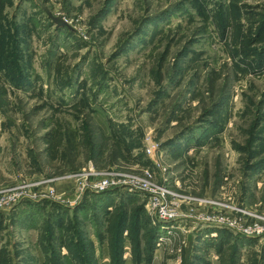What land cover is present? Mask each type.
I'll return each mask as SVG.
<instances>
[{
    "label": "rangeland",
    "instance_id": "rangeland-1",
    "mask_svg": "<svg viewBox=\"0 0 264 264\" xmlns=\"http://www.w3.org/2000/svg\"><path fill=\"white\" fill-rule=\"evenodd\" d=\"M41 1L0 0V264H264V0Z\"/></svg>",
    "mask_w": 264,
    "mask_h": 264
},
{
    "label": "built area",
    "instance_id": "built-area-1",
    "mask_svg": "<svg viewBox=\"0 0 264 264\" xmlns=\"http://www.w3.org/2000/svg\"><path fill=\"white\" fill-rule=\"evenodd\" d=\"M142 182V180H138L137 183ZM114 184V181L112 180V178H105L102 180H97L94 183L91 184V186H89L91 191H95V192H103L104 190H108V188ZM135 185V184H134ZM134 187V186H133ZM161 190V194L159 196H156L153 198V201L149 203V206L151 208V210H153L156 214L157 220L159 221V223H161L162 225L167 227L168 223H171L173 221L176 220L177 218V214H176V209L173 206L168 205L165 202V196L167 194H169L167 188L165 187H160ZM49 195H54V190L50 189L48 192ZM14 195V194H13ZM16 197L15 196H9V197H3L0 199V207L2 206H12L13 202L16 201ZM12 204V205H11ZM174 226L172 225L171 228H173ZM170 230V229H168ZM161 238L158 246H162L163 241H165V238H163L162 236H160Z\"/></svg>",
    "mask_w": 264,
    "mask_h": 264
},
{
    "label": "water",
    "instance_id": "water-1",
    "mask_svg": "<svg viewBox=\"0 0 264 264\" xmlns=\"http://www.w3.org/2000/svg\"><path fill=\"white\" fill-rule=\"evenodd\" d=\"M37 2L40 4L41 7H43L45 10L46 8L44 7L43 3L41 0H37ZM48 12V10H46ZM49 13V12H48ZM55 19L57 20L58 24H65L68 25L66 22H64L60 17H55Z\"/></svg>",
    "mask_w": 264,
    "mask_h": 264
},
{
    "label": "crops",
    "instance_id": "crops-1",
    "mask_svg": "<svg viewBox=\"0 0 264 264\" xmlns=\"http://www.w3.org/2000/svg\"><path fill=\"white\" fill-rule=\"evenodd\" d=\"M126 263L128 264V263H130V260L128 259V260H126Z\"/></svg>",
    "mask_w": 264,
    "mask_h": 264
}]
</instances>
